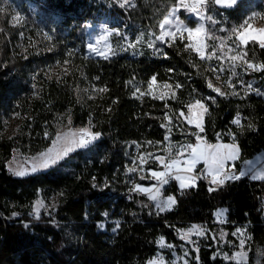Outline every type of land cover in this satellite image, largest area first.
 <instances>
[{
  "label": "trees",
  "instance_id": "trees-1",
  "mask_svg": "<svg viewBox=\"0 0 264 264\" xmlns=\"http://www.w3.org/2000/svg\"><path fill=\"white\" fill-rule=\"evenodd\" d=\"M178 1L133 0L123 7L114 0H0V264H147L160 251V239L178 251L191 245L179 232L192 223L209 234L221 226L230 238L244 228L249 258L221 257L207 247L205 234L189 264H264V180L242 176L214 187L202 176L183 190L172 182L164 193L176 203L164 211L130 182L138 154L166 153L165 146L177 152L196 142L197 129L181 113L198 100L207 108L199 134L210 143H236L238 170L264 151V93L247 88L248 78L264 87V72L247 81L237 74L234 89L217 93L218 61L199 57L180 38L156 39ZM209 6L214 35L208 54L218 43L215 33L225 35L220 28L232 31L253 16L264 18V0ZM16 13L21 21L14 24ZM102 19L119 30L113 38L118 52L91 57L86 23ZM127 40L136 44L122 49ZM238 52L264 64L258 44L239 45ZM153 77L158 88L152 89ZM68 119L90 125L98 138L46 171L18 176L8 169L15 149L43 151ZM39 199L45 207L33 217ZM221 207L229 213L218 225Z\"/></svg>",
  "mask_w": 264,
  "mask_h": 264
},
{
  "label": "rangeland",
  "instance_id": "rangeland-1",
  "mask_svg": "<svg viewBox=\"0 0 264 264\" xmlns=\"http://www.w3.org/2000/svg\"><path fill=\"white\" fill-rule=\"evenodd\" d=\"M118 5H123V7H129L132 5L133 0H127V3H125V0H114ZM239 0H237L238 2ZM185 3L188 5H193L195 3V0H185ZM211 0H209V3L206 5H202L198 7V13H191L189 10L185 9L181 4L180 0L176 5H174L166 17L169 19L170 23L165 24L163 28H161V24H163L165 18L162 20L160 23V33L156 36V39L158 42H169L173 41V38L171 35L164 36L163 40L159 39V37L162 35V33H176V39L180 38L181 40H185L187 45L192 44V45H197L200 47L201 51H203V58L205 59H213L215 61H218L221 64V70L217 72L216 74V82L213 84L215 88H230L234 89L233 86L234 84L232 83L231 79L237 74H239V77L241 78L242 81H247L246 77L247 75H250L252 77L256 73H263L264 69L260 70H252L247 67V63H245V59H240L241 55L238 52V46L243 45L240 43L238 39V33H233L231 30H224L223 28H220L218 31H225V35L223 34L222 36L219 35V32H216L217 34L213 39H216L218 41L217 45L214 47V50L208 54V45L210 44V36L214 35V32H212V28L214 26V23H212V18L209 19L210 14H209V4H212ZM214 6H219V7H225L221 6L218 4L214 3ZM234 6V5H233ZM232 7V6H230ZM177 9H179L177 11ZM11 21L14 24L20 23V15L18 13L14 14L12 16ZM253 28L259 29V28H264V18L263 17H256L253 16L252 18H249L247 20ZM212 23V24H211ZM211 24V26H210ZM200 25L204 26L205 31L200 34V36L193 37L192 40L188 39V33L186 31H183L185 27L188 28H196ZM243 25L238 28V30L242 31L243 30ZM86 32H87V55L91 57H105L103 55H98L97 52L100 53H105L107 57L113 55L114 52H118L114 48V35L115 33H118L119 30H115L112 28L105 19H102L100 21H87L86 23ZM180 29V31H177V29ZM127 39V38H126ZM135 42L127 40L124 44L122 49H128L131 48L135 45ZM91 46V47H90ZM95 48L97 51H93L92 49ZM193 52L197 53L199 57H201V54L199 51L194 50L193 48H189ZM236 56L237 60L233 61L232 57ZM211 57V58H209ZM202 58V57H201ZM255 65H261V64H255ZM229 69L231 70V75L227 77L226 70ZM212 85V86H213ZM158 88L156 87V84L154 83L153 88ZM248 89L254 88L255 90L264 93V87L259 86L257 79H249L248 78ZM167 87L163 88V92H166ZM201 104H203L201 102ZM204 105V104H203ZM189 106H194L188 107L187 113H183L181 115V118L183 121L187 123L190 127H194L198 131L199 139L196 137V142L193 144L187 143L185 146H183L180 150L177 152H173V147L167 148L165 146L166 153L164 152H143L138 154L135 159L133 164L129 168V173L132 174L133 179L130 180V182H134V190L140 194H144L148 200L149 203L153 205L155 209L160 210L159 208L156 207L157 203H163L168 195H166L161 188L157 187L155 184V179L152 175L153 172H158V173H165L164 176H170L173 178V182H176L178 184V180L175 179L176 175H180L182 177L186 178H192L195 177V181L198 180L199 173H197L196 169H199L201 167V163H205L207 155L210 153V151L216 149L219 147L218 145L215 146V144L209 143L204 136L199 134L200 128L196 126L197 122L201 123V126H204V118L206 112L204 111L203 108L200 106L196 105V102L191 103ZM204 107H206L204 105ZM190 121H192L190 123ZM89 129L92 133H95L90 125L85 126V127H78L74 126L70 119L67 121L58 124L56 133L54 134L52 141L50 142L49 146L45 148L43 151L38 152L36 154H28L23 152L20 149H15L13 151L12 157L10 160L7 162V167L8 169L15 174L16 171L24 170L25 175L33 173L32 168L36 167L35 172H41V171H46L55 165L59 164L64 158H66L68 155L71 153L75 152L76 150L79 149H87L90 144L95 141L98 136L91 141L90 144H88L85 147H77L76 145H70L72 147V151L68 152L67 155L61 154V157L56 159V153L57 151L65 146L64 142V135L66 133H71V132H78L79 129ZM87 138V137H86ZM79 139V135L77 136V140ZM200 145V148L197 149V154L203 152L204 155L200 156L199 159L196 160L195 166L191 172L186 171V169L189 167V161L192 159V149L188 147V145ZM208 145L214 146L212 148H208ZM49 149L52 151L49 152ZM163 151V149H162ZM138 152V150H137ZM136 152V153H137ZM52 157L56 159V163L52 164L49 161V166L48 167H41V164L48 159V157ZM160 158V159H157ZM173 161H178L177 164H173ZM172 164L171 168H166V165ZM233 167H228L227 170ZM134 169V170H131ZM236 169L234 168V173L236 175ZM194 173V175H192ZM227 173V172H226ZM202 174V173H201ZM16 175V174H15ZM24 175V176H25ZM19 176V175H18ZM180 183V181H179ZM137 185L140 186V188L143 189H150V192H143L140 191V189L137 188ZM158 189V191H157ZM150 196H155L156 199H150ZM41 201L43 204V207H40L39 213L44 210L45 207V202L41 199L37 200ZM37 201L34 204V210L39 207L37 204ZM172 208V207H171ZM167 210V209H165ZM197 226V225H195ZM193 228V227H192ZM190 228V229H192ZM182 230V229H181ZM179 236L186 242L191 243V245H181L180 247L182 248L181 251H178L176 249H172L169 246H165V243L162 242L161 246L162 251L159 252L158 255H156L154 258H152L150 261H148L147 264H189V260L192 258V250L199 249V244H197L198 240H194L198 238V235H200L201 230L195 229L192 230L191 232L188 230H182L179 232ZM241 236L245 237L246 232L242 230ZM223 235H221L222 237ZM160 244V241H159ZM238 253H243L239 251ZM219 254L222 256H226L223 251H219ZM237 256V255H236ZM235 256V257H236ZM238 258V257H237ZM239 259V258H238Z\"/></svg>",
  "mask_w": 264,
  "mask_h": 264
},
{
  "label": "snow or ice",
  "instance_id": "snow-or-ice-1",
  "mask_svg": "<svg viewBox=\"0 0 264 264\" xmlns=\"http://www.w3.org/2000/svg\"><path fill=\"white\" fill-rule=\"evenodd\" d=\"M211 2L215 3V4H218V5H221V6H225V7H230V6H233L237 3V0H211ZM125 3H127V0H125ZM209 3V0H195V3L193 5H188L187 3H185V0H180V4L187 10H189L191 13H196L197 15H199L198 13V7L199 6H202V5H206ZM123 6V5H121ZM179 9H177L178 11ZM209 19H211V17H209ZM170 23L169 19L166 17L163 24H161V28L164 27L165 24H168ZM244 25L243 26V30L240 31L238 29H233V33H238V39L240 41L241 44H243L245 47H247L250 43H255V44H258L259 47L261 49H264V28H259V29H256V28H253L252 25L246 20L244 22ZM177 31H180V29L178 28ZM183 31H186L188 33V39L189 40H192L193 37H197V36H200L201 33H203L205 31L204 29V26L203 25H200L196 28H188V27H185L183 29ZM168 35H171L173 40L176 39V33H162V35L159 37V39L163 40L164 36H168ZM151 47V45H149ZM91 47V46H90ZM186 47L188 48H193L194 50L196 51H199L200 54H201V57L203 58V51H201L200 47L197 46V45H192V44H189V45H186ZM93 51H97L95 48L92 49ZM98 55H103L105 56V58H107L106 54L105 53H100V52H97ZM247 56V52L244 53V56H241L240 59H244V57ZM211 58V57H209ZM232 60L233 61H236L237 60V57L236 56H233L232 57ZM245 63H247V67L249 69H252L254 71L256 70H260V69H264V64H261V65H255L251 62H248V61H245ZM155 80L156 78L153 77L152 78V81H151V84H154L155 83ZM151 84L149 85V87H151ZM209 87H212L211 83H209L208 85ZM179 87V86H178ZM217 93H220V89L219 88H216L214 89ZM101 91H104V89H101ZM196 105L200 106L201 108L204 109L205 112H207V108L204 107L203 104H201V102L198 100L196 101ZM190 107V110H191V107H194V106H189ZM181 115H183V113H181ZM192 121H190L191 123ZM236 124H239V120L237 119L236 121H234ZM196 126L198 128H200V131H203V127L201 126V123L197 122ZM79 135V139L77 140V136ZM99 134L98 133H92L89 129H79L78 132H71V133H66L64 135V142H65V146L61 147L57 153H56V159L60 158L61 157V154L63 155H67L68 152L72 151V147L70 145H76L77 147H85L87 146L88 144L91 143V141L93 139H95ZM87 137V138H86ZM197 138L199 139V135L197 134ZM189 148L192 149V159L191 161H189V167L186 169V171L188 172H191L195 166V163H196V160L199 159L200 156L204 155L203 152L199 153V155L197 154V149L200 148V145L197 144L195 146L193 145H188ZM214 146L212 145H208V148H213ZM223 147L225 148H228V149H232V151L228 152L227 154H224V153H220L219 151L213 153L210 157L211 159V163L213 165H216L217 168L214 172H212V183L213 184H218V185H223L225 183V180H239L242 176L245 175V173L243 171H241L239 173V175H225L223 179H218L220 173L223 171L224 169V163L226 160L228 159H235V150H236V146L235 145H224ZM52 150L49 149V152H51ZM56 159L52 158V157H48V159H46L43 164H41V167H48L49 166V161L52 163V164H55L56 163ZM157 159H160V158H157ZM206 161H207V157H206ZM173 164H177L178 161H173L172 162ZM172 167V164H168L166 165V168H171ZM37 169L36 167H33L32 168V171L35 172ZM131 170H134V169H131ZM16 175H19V176H24L26 173L24 170H20V171H16L15 172ZM152 175L158 179H161L162 177H164L165 173H158V172H153ZM256 178H259V179H264V175H261L259 177H256L254 176L253 179H256ZM175 179L180 181V188L183 190V189H186V188H189V187H194L195 186V177H192V178H186V177H182L180 175H176L175 176ZM169 181L168 179H161V183L162 184H167ZM137 188L140 189V191H143V192H150L151 190L150 189H143V188H140L139 185H137ZM215 189L213 188H210L209 191H214ZM158 191V189H157ZM150 199H153L155 200L156 197L155 196H150ZM176 203V200H175V197L173 196H168L167 199L163 202V203H157L156 207L159 208L161 211H164L165 209H170L172 205H174ZM37 204L39 205V207H37L35 209L37 215H39V210H40V207H43V204L41 201H37ZM219 214V213H218ZM199 226H193L192 229H189V231L191 232L192 230H195V229H198ZM236 232H239L241 234L242 233V230L241 229H236ZM200 234H203L202 232ZM235 234V233H234ZM163 242V240L161 239V243ZM240 246L243 247L244 246V241L241 240L240 241ZM169 247H171V245H169ZM237 257L239 258V260H244L246 258V254L245 253H237L236 254Z\"/></svg>",
  "mask_w": 264,
  "mask_h": 264
},
{
  "label": "crops",
  "instance_id": "crops-1",
  "mask_svg": "<svg viewBox=\"0 0 264 264\" xmlns=\"http://www.w3.org/2000/svg\"><path fill=\"white\" fill-rule=\"evenodd\" d=\"M210 143V142H209ZM211 144H215V146H219L216 149L210 151V153L207 155V161L205 160V163H201V167L199 169H196L197 173H199L200 175H202L206 181L211 184L214 187H219L220 185L218 184H213L212 183V172H214L217 168L216 165H213L211 163V155L217 151H219L220 153H224L227 154L228 152L232 151V149H228L223 147L224 145H235L236 146V150H235V159H228L225 161L224 163V169L223 171L220 173L218 179H223L225 175H227L226 172H228V167H233L236 169V175H239V173L241 171H243L245 173L244 176H248L251 179H253L254 176L259 177L261 175H264V151H261L257 154H255L254 156H252L251 158L247 159L243 164L240 170H238L235 166V162L238 160V158L240 157V148L236 143H232V142H222V141H218L215 143H211ZM215 148V147H214ZM213 149V148H212ZM231 169V168H230ZM229 169V170H230ZM202 173V174H201ZM192 175H194V173H192ZM255 180H264V179H259L256 178ZM228 181V180H227ZM225 180V182H227ZM198 182V180L195 181V185ZM178 185L180 186V183L178 181ZM171 196V195H168ZM174 205H172L171 207H173ZM171 209V208H170ZM219 213V214H218ZM228 213H229V209L228 207H221L218 210H216L215 212V222L218 225H223L227 222L228 219ZM263 215H264V207H263ZM194 225L199 226V229L201 230V232L203 234L198 235L197 239H194L195 241L198 239H201L205 236L206 234V241L211 242L210 246L207 247H216L217 249V253L219 254V251H223L225 253L226 256H222L221 257L227 259V260H234V261H238V262H246L248 261L249 258V249H248V234L245 237H242L241 234L239 232H233L231 233V235H233V238H230V233H228V231L226 229H224L221 226H218L217 228H215L210 234L207 232V228L203 227L200 224L197 223H192L191 225L183 228L182 230L186 231L190 228H192ZM243 231H245L244 228H239ZM180 230V231H182ZM235 233V234H234ZM221 235H223L221 237ZM163 242L165 243V246H169L171 245L172 249H176V247H174L172 244H167L166 241L164 239H162ZM243 240L244 241V246L241 247L240 246V241ZM160 251H162V246H161V239H160ZM200 247V246H199ZM182 250V248H181ZM198 253V249L196 247L195 250ZM241 251L243 253L246 254V258L244 260H239L236 256V254ZM159 252L156 254L158 255ZM155 255V256H156ZM154 256V257H155ZM236 256V257H235ZM153 257V258H154Z\"/></svg>",
  "mask_w": 264,
  "mask_h": 264
},
{
  "label": "built area",
  "instance_id": "built-area-1",
  "mask_svg": "<svg viewBox=\"0 0 264 264\" xmlns=\"http://www.w3.org/2000/svg\"><path fill=\"white\" fill-rule=\"evenodd\" d=\"M201 177H202V175H199L198 179H200ZM161 179H168L169 182H168L167 184H162V183H161ZM161 179L156 178V179H155V184H156L157 187L161 188L162 191L164 192V190H165L167 187H169V185L173 182V178L170 177V176H164V177H162ZM32 216H33V217H37V216H38L37 213H36V211H33V212H32Z\"/></svg>",
  "mask_w": 264,
  "mask_h": 264
},
{
  "label": "bare ground",
  "instance_id": "bare-ground-1",
  "mask_svg": "<svg viewBox=\"0 0 264 264\" xmlns=\"http://www.w3.org/2000/svg\"><path fill=\"white\" fill-rule=\"evenodd\" d=\"M227 175H235L234 168H231L230 170H228Z\"/></svg>",
  "mask_w": 264,
  "mask_h": 264
},
{
  "label": "water",
  "instance_id": "water-1",
  "mask_svg": "<svg viewBox=\"0 0 264 264\" xmlns=\"http://www.w3.org/2000/svg\"><path fill=\"white\" fill-rule=\"evenodd\" d=\"M227 181V180H226Z\"/></svg>",
  "mask_w": 264,
  "mask_h": 264
}]
</instances>
